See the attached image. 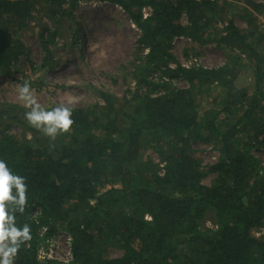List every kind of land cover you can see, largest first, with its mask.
Here are the masks:
<instances>
[{"label": "trees", "instance_id": "16d2710c", "mask_svg": "<svg viewBox=\"0 0 264 264\" xmlns=\"http://www.w3.org/2000/svg\"><path fill=\"white\" fill-rule=\"evenodd\" d=\"M39 1L56 26L71 22L81 1L121 7L140 31L139 49H146L135 68L144 88L124 102L100 91L102 104L71 108L74 123L55 140L27 126L18 105L0 103V160L27 186L15 225H27L31 238L13 264H40L41 226L70 233L69 264H264V235H253L264 226V167L252 152L264 145V35L252 33V19V32L240 29L223 17L218 0H0V79L23 52L20 32ZM245 1L264 11V4ZM56 28L41 36V67L51 66ZM178 37L214 43L227 61L184 67L171 52ZM245 60L253 68L252 93L235 86ZM151 71H158L156 79ZM217 88L218 97L201 111L199 98ZM11 123L32 136L10 132ZM211 140L219 157L204 171L191 145ZM145 149L157 153L163 172ZM206 173L213 174L209 184ZM207 217L214 227L204 225ZM113 247L121 254L108 257Z\"/></svg>", "mask_w": 264, "mask_h": 264}, {"label": "rangeland", "instance_id": "374dc122", "mask_svg": "<svg viewBox=\"0 0 264 264\" xmlns=\"http://www.w3.org/2000/svg\"><path fill=\"white\" fill-rule=\"evenodd\" d=\"M252 1L264 4V0ZM218 4L225 19L232 18L245 31L252 32L253 28L257 29L252 32L256 36L259 33L264 35V11H253L245 0H218ZM47 6L44 1H39L32 12L34 18L20 32L24 50L11 72L0 79V103L16 104L25 113L30 111L18 99V90L25 82L30 85L38 104L46 110L57 106L87 108L96 103L102 104L100 91L110 92L124 102L137 87L143 90L144 85L137 83L135 68L136 65H143L146 49H139L137 38L140 31L121 7L107 2L81 1L74 10L72 21H64L56 26L46 15ZM250 19L253 28L248 24ZM182 22L186 23V20L183 19ZM56 27L59 31L55 34L53 43L49 44L51 66L41 67L45 54L41 36L47 35L46 29L57 31ZM216 27L222 29V23H217ZM261 44L264 48V36ZM171 52L180 64L211 68L227 61V52L214 43L199 44L186 37L174 39ZM248 63L245 60V67L236 78L235 86L252 93L253 68L247 67ZM153 79L156 78L153 76ZM173 83L178 87H187L183 80H174ZM220 91L217 88L200 97V110L210 108L211 101L218 97ZM24 121L27 126L32 127L26 119ZM7 129L17 136L30 137L33 134L16 123H11ZM191 152L200 161L204 171L219 157L212 140L193 142ZM252 152L264 167V145L258 146ZM143 155L159 163L158 171L162 172L161 159L156 152L145 149ZM212 177L213 174L206 173L203 182L209 184ZM147 216L146 214L145 218ZM204 225L215 226L210 217H207ZM253 235L263 236L264 226L254 229ZM41 244L43 243L40 242L39 245ZM120 254L121 251L114 247L106 251L108 257H117Z\"/></svg>", "mask_w": 264, "mask_h": 264}, {"label": "clouds", "instance_id": "9594fccd", "mask_svg": "<svg viewBox=\"0 0 264 264\" xmlns=\"http://www.w3.org/2000/svg\"><path fill=\"white\" fill-rule=\"evenodd\" d=\"M18 99L30 108L25 113L28 123L52 140L67 133L74 123L69 107L42 108L27 82L19 88ZM26 191L25 178L14 175L6 162L0 160V264H13L20 244L31 238L27 225L23 228L15 225V213H23L27 203Z\"/></svg>", "mask_w": 264, "mask_h": 264}, {"label": "built area", "instance_id": "2783aa9c", "mask_svg": "<svg viewBox=\"0 0 264 264\" xmlns=\"http://www.w3.org/2000/svg\"><path fill=\"white\" fill-rule=\"evenodd\" d=\"M143 12L144 17H146L149 9H144ZM181 65L189 67L192 64ZM169 66L175 67V64H170ZM157 75L158 71L152 73V77L154 76L156 78ZM57 230L50 232L47 226H41L39 228V236L43 244L38 246L36 256L40 264H69L72 260V237L69 232L62 228Z\"/></svg>", "mask_w": 264, "mask_h": 264}]
</instances>
